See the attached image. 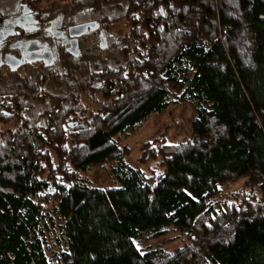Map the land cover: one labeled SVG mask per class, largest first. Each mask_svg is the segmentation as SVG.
I'll use <instances>...</instances> for the list:
<instances>
[{
	"label": "trees",
	"instance_id": "obj_1",
	"mask_svg": "<svg viewBox=\"0 0 264 264\" xmlns=\"http://www.w3.org/2000/svg\"><path fill=\"white\" fill-rule=\"evenodd\" d=\"M94 3L123 25L117 64L94 46L62 82L0 79V123L15 122L0 132V264H264V0ZM169 83L200 105L190 134L146 141L133 168L120 138L168 107ZM105 165L118 188L83 176ZM239 180L248 191L221 200ZM168 227L182 246L135 245Z\"/></svg>",
	"mask_w": 264,
	"mask_h": 264
},
{
	"label": "flooded vegetation",
	"instance_id": "obj_2",
	"mask_svg": "<svg viewBox=\"0 0 264 264\" xmlns=\"http://www.w3.org/2000/svg\"><path fill=\"white\" fill-rule=\"evenodd\" d=\"M68 1L67 6L58 7L50 4L51 0H12L7 2L9 6L0 7V79L9 73H28L30 77L31 70L40 69L50 78L52 74L62 80L64 75L78 72L95 55L88 48L107 49L119 44L118 36L106 45L107 39L113 38L109 25L117 24H106V16H117L111 6L97 9L94 0ZM87 23H92L94 29L88 28L80 36L69 34V28ZM68 63V68L74 66L69 72Z\"/></svg>",
	"mask_w": 264,
	"mask_h": 264
},
{
	"label": "rangeland",
	"instance_id": "obj_3",
	"mask_svg": "<svg viewBox=\"0 0 264 264\" xmlns=\"http://www.w3.org/2000/svg\"><path fill=\"white\" fill-rule=\"evenodd\" d=\"M2 2L3 0H0L1 8H3L5 5L9 6L7 2L6 4ZM68 2V0H51L50 4H55L59 7L61 5L67 6L69 4ZM108 30L113 36V38H106V45L108 44L109 46L110 41H114L116 37L122 35L123 25L120 23L109 25ZM99 53L100 54L98 56L102 59H105L110 65H115L118 61H120L118 55L116 54V50L112 47H107L106 50ZM91 58L92 56H90V59ZM69 64L70 63L67 64L68 72L74 67L72 65L70 68H68ZM21 75L24 76V73H19L18 76ZM50 82L59 83L62 82V80L57 78V80L52 79ZM167 89L170 92V102L168 107L161 112L149 114L142 123L127 130L120 138V146L125 147L128 150L125 161L133 168L141 169L143 171L145 170V167L137 163V157L141 153V148L146 141H152L157 139L159 136H163V139L166 143L174 144L180 139L189 136L190 134V123L195 117L196 110L200 105L195 101L183 100L177 102L176 98L172 96L171 83L167 84ZM84 103L87 106L89 105V107L91 106L90 108L93 110L96 109L95 106L90 103L89 99L84 101ZM14 126L15 122L13 121L9 123H0V132L11 130ZM146 165L147 167H153L156 170L158 169L156 162L151 161ZM83 176L87 179L88 183L94 187L105 188L113 186L114 184L108 165L91 169L85 172ZM242 185L243 181L239 180L231 185H226L221 188V200L230 201L233 194L238 192H247L248 189L243 188ZM118 187L119 186L114 185L112 188ZM184 242V236L170 227L165 229V233L163 235L152 236L151 234H143L134 239L135 245L138 247V249L143 251L147 249L158 248L167 252H171L174 249L182 246Z\"/></svg>",
	"mask_w": 264,
	"mask_h": 264
},
{
	"label": "water",
	"instance_id": "obj_4",
	"mask_svg": "<svg viewBox=\"0 0 264 264\" xmlns=\"http://www.w3.org/2000/svg\"><path fill=\"white\" fill-rule=\"evenodd\" d=\"M92 27H93L92 23H87V24H83V25L73 26V27L69 28V31H70L69 34L71 36H80V35L86 33L88 28L90 30H93L94 28H92Z\"/></svg>",
	"mask_w": 264,
	"mask_h": 264
},
{
	"label": "snow or ice",
	"instance_id": "obj_5",
	"mask_svg": "<svg viewBox=\"0 0 264 264\" xmlns=\"http://www.w3.org/2000/svg\"><path fill=\"white\" fill-rule=\"evenodd\" d=\"M0 44H2V41H0Z\"/></svg>",
	"mask_w": 264,
	"mask_h": 264
}]
</instances>
